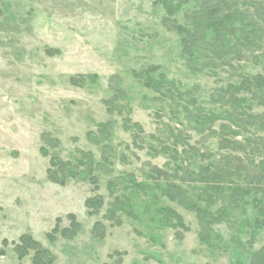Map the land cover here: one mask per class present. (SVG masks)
I'll list each match as a JSON object with an SVG mask.
<instances>
[{
  "label": "rangeland",
  "instance_id": "obj_1",
  "mask_svg": "<svg viewBox=\"0 0 264 264\" xmlns=\"http://www.w3.org/2000/svg\"><path fill=\"white\" fill-rule=\"evenodd\" d=\"M168 16L158 0H0V264H34L23 236L50 264H264V191L242 181L264 103L240 95L256 125L237 128L219 92L264 75V39L237 69L194 73ZM218 164L219 192L202 171Z\"/></svg>",
  "mask_w": 264,
  "mask_h": 264
},
{
  "label": "trees",
  "instance_id": "obj_2",
  "mask_svg": "<svg viewBox=\"0 0 264 264\" xmlns=\"http://www.w3.org/2000/svg\"><path fill=\"white\" fill-rule=\"evenodd\" d=\"M192 1L196 2L199 6L197 9L192 10L191 14L187 15L188 20L186 24L182 25L175 16L182 12L184 5ZM232 1L236 0H158V2L165 7L169 15L165 21L169 23L171 29L177 31L181 36L182 54L186 59L187 67L192 72H203L209 69L217 70L224 67L237 69L238 66H236V64L245 61L248 53L257 52L262 47L264 39V0H244L242 3L244 4L246 3L245 1H247V4H245L247 7L243 8V11H241V8L235 7V3L231 4ZM241 78L240 85L229 84V89L221 88L219 92L220 101H222L224 105H229L233 110V114L229 117V120H231L235 127L246 129V127L255 126L256 120L249 112L246 113V111L242 112V110H239L244 108L242 105L245 101L243 97L241 99L239 97L243 95V93H248L251 94L253 100L264 103V75H247L241 76ZM155 83L154 80L148 79L146 85L157 91L160 90L161 87L157 86ZM166 84L168 85L167 90L172 93L170 98L175 97L173 101L177 99H182L183 101L184 93L177 88L176 83L171 81ZM175 92H177V97L174 96ZM209 117L213 118L214 114H202L199 118H202V123L205 125L204 121ZM240 117H244L247 120L243 121ZM261 129L263 128L261 127ZM232 134L237 135L236 132ZM259 139V146L261 145L264 147V143L262 142L263 138L261 137ZM258 140L252 139L254 143ZM234 149L237 150L236 152H243L246 150L243 145L242 147L235 145ZM247 153H249L251 157L250 165H254L255 163L254 168H259L260 171L250 170L246 173L247 178H244L242 181L249 185L250 193H262L264 191V154L258 150V148H253ZM258 157H263L262 160L258 162L259 165L255 162ZM231 160H234V158H231ZM52 161L55 162V160ZM207 166L211 165L208 164ZM223 166L226 168V164ZM214 167L215 170L208 171L202 169V171L206 175L205 178L207 179V184H209L207 185L208 189H212V191L218 190L219 192L220 184L218 183L222 179L228 178L227 180H229L232 173L221 168L219 164ZM64 168L62 167V170ZM231 169L233 168L231 167ZM228 175L229 177H227ZM234 175H237V173ZM52 176H55L54 173ZM238 177L240 176L236 178ZM214 181L215 185L210 184ZM252 182H256L258 187L252 186ZM236 186L239 187V185ZM250 193L248 192V194ZM232 196L234 197V195ZM185 197L182 193V204L189 209L196 210L202 228L205 230L208 229L210 224L214 222V219L210 218L209 213L200 208L199 205H187V201L184 200ZM259 203L261 204L262 202ZM263 207L262 204L259 214H257L258 217L255 220L259 228L264 224V221L260 219V216L264 214ZM175 215L178 217L176 213ZM74 224L78 226L77 223L74 222ZM70 231L73 232L74 230L72 229ZM70 231H68V234L72 233ZM40 247V243L31 236H23L16 250L21 257L27 255L30 250H34V264H50L51 259L46 260L43 258V254L46 252L41 250Z\"/></svg>",
  "mask_w": 264,
  "mask_h": 264
}]
</instances>
